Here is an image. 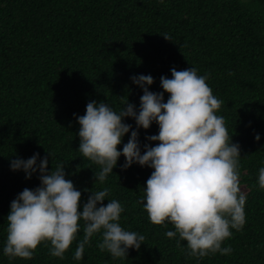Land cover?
<instances>
[{"label": "trees", "instance_id": "1", "mask_svg": "<svg viewBox=\"0 0 264 264\" xmlns=\"http://www.w3.org/2000/svg\"><path fill=\"white\" fill-rule=\"evenodd\" d=\"M169 36L170 41L163 36ZM190 67L208 74L213 95L223 101L217 115L225 120L232 143L240 146V190L246 196L245 223L219 252L197 258L186 241L169 239L170 223L154 225L144 211L143 188L153 169L136 163L122 170L119 157L103 184L94 182L100 167L78 151L79 124L91 101L119 111L124 102L138 112L142 89L131 77L151 75V92H162L160 77ZM232 73L229 75V73ZM168 94L164 93L166 102ZM75 114V115H74ZM143 154L147 136L158 134L153 122L136 128ZM259 134L260 139L255 140ZM49 156L48 171L63 162L65 178L81 191V210L92 190L109 188L103 202L115 199L124 211L119 224L145 237L126 258L100 252L94 235L83 259L75 260L77 236L63 259L41 243L30 260L3 254L10 203L25 188L40 185L10 170V161L33 154ZM39 163V159L37 160ZM264 0H0V264H264Z\"/></svg>", "mask_w": 264, "mask_h": 264}, {"label": "clouds", "instance_id": "2", "mask_svg": "<svg viewBox=\"0 0 264 264\" xmlns=\"http://www.w3.org/2000/svg\"><path fill=\"white\" fill-rule=\"evenodd\" d=\"M163 37L170 41L169 36ZM207 79L208 74L198 75L194 67L180 71L173 67L171 78L160 77L163 91L157 93L147 87L154 82L151 75L133 76L132 82L143 91L138 112L127 100L119 111L108 103L91 101L85 114L76 117L78 151L100 167L94 182L103 184L121 156L125 160L122 170L134 163L153 169L143 188L144 211L154 225L170 223L174 231L165 236H178V247L186 241L187 254L197 258L230 254L232 248L221 245L232 236V229L239 231L245 223L240 146L232 143L224 118L217 115L223 101L213 95ZM164 93L168 94L166 102ZM126 117L135 120L137 129H148L155 122L158 134L145 138L157 142L155 146L145 144L141 154L138 131L131 130L127 143L118 150L132 129L123 122ZM259 139L257 134L255 140ZM49 156L48 152L42 158L35 153L27 160L10 161V170H22L26 179L38 171L40 185L34 190L25 188L11 201L3 254L30 260L45 243L50 256L63 259L81 229L75 260L83 259L94 235L100 236V252L113 258H126L130 248L138 250L145 237L120 226L124 211L120 202L103 203L110 189L85 190L90 195L81 210V191L65 178L63 162L48 171ZM257 183L264 189V167L258 170Z\"/></svg>", "mask_w": 264, "mask_h": 264}]
</instances>
